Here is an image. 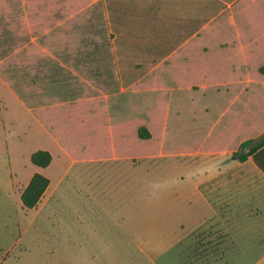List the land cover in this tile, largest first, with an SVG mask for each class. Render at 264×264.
<instances>
[{
    "label": "rangeland",
    "instance_id": "374dc122",
    "mask_svg": "<svg viewBox=\"0 0 264 264\" xmlns=\"http://www.w3.org/2000/svg\"><path fill=\"white\" fill-rule=\"evenodd\" d=\"M260 65L264 0H0V264H254Z\"/></svg>",
    "mask_w": 264,
    "mask_h": 264
},
{
    "label": "trees",
    "instance_id": "16d2710c",
    "mask_svg": "<svg viewBox=\"0 0 264 264\" xmlns=\"http://www.w3.org/2000/svg\"><path fill=\"white\" fill-rule=\"evenodd\" d=\"M264 65L258 67L259 71H263ZM136 135L140 138L148 137L149 132L144 125H139L136 128ZM264 144V133L258 139L247 137L239 142L240 147H244L245 151H234L236 158L243 160L247 154L253 152L256 148ZM50 153L46 149L37 148L30 152L29 159L32 163L38 166H45L50 161ZM48 183V178L38 172L34 171L29 176L27 182L22 187L19 193V199L24 207H32L36 204L44 188Z\"/></svg>",
    "mask_w": 264,
    "mask_h": 264
},
{
    "label": "crops",
    "instance_id": "0c3cea01",
    "mask_svg": "<svg viewBox=\"0 0 264 264\" xmlns=\"http://www.w3.org/2000/svg\"><path fill=\"white\" fill-rule=\"evenodd\" d=\"M112 1L114 3V8H115V3L117 2V0H112ZM168 7H174V5H168ZM166 13L167 16H176V15L168 14L171 12H166ZM243 162H246L248 165H250V167L256 173L258 178L262 182H264V144L256 148L253 152L247 154L246 157L243 159ZM225 178H226V182H228L231 179V177L229 179L227 175L225 176ZM47 188H49V179L42 194L47 190ZM49 193L51 195L52 193L51 189H49ZM42 194L40 195V197L42 196ZM245 234H241L239 238H237V236L235 237L237 238L235 239L236 242L235 245H233V237L231 235V238L227 239L226 241L228 242L229 245L227 244L225 248V254L229 253L230 257L231 256L234 257L236 254L237 256H240L244 259H256L254 264H264V234L259 232L257 233L253 232L251 234H246V235ZM252 263L253 261L250 262L248 260V264H252Z\"/></svg>",
    "mask_w": 264,
    "mask_h": 264
},
{
    "label": "water",
    "instance_id": "95a60500",
    "mask_svg": "<svg viewBox=\"0 0 264 264\" xmlns=\"http://www.w3.org/2000/svg\"><path fill=\"white\" fill-rule=\"evenodd\" d=\"M236 155L234 153H231L229 158H234Z\"/></svg>",
    "mask_w": 264,
    "mask_h": 264
}]
</instances>
